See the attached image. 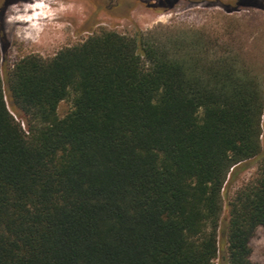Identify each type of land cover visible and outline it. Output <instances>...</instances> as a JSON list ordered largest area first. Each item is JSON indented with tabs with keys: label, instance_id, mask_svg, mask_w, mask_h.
I'll list each match as a JSON object with an SVG mask.
<instances>
[{
	"label": "trees",
	"instance_id": "16d2710c",
	"mask_svg": "<svg viewBox=\"0 0 264 264\" xmlns=\"http://www.w3.org/2000/svg\"><path fill=\"white\" fill-rule=\"evenodd\" d=\"M263 107L259 74L184 40L102 29L11 66L0 48V264H257L264 159L227 203L220 256L218 237Z\"/></svg>",
	"mask_w": 264,
	"mask_h": 264
},
{
	"label": "rangeland",
	"instance_id": "374dc122",
	"mask_svg": "<svg viewBox=\"0 0 264 264\" xmlns=\"http://www.w3.org/2000/svg\"><path fill=\"white\" fill-rule=\"evenodd\" d=\"M102 29L141 32L169 46L184 40L208 55L246 65L264 84V0H0L3 65L30 54L50 57ZM70 109L71 101L61 100L57 114L63 117ZM260 140V154L239 165L223 184L218 256L225 247L227 203L236 189L256 176L264 159V107ZM250 246L252 261L264 264L262 227L256 228Z\"/></svg>",
	"mask_w": 264,
	"mask_h": 264
}]
</instances>
